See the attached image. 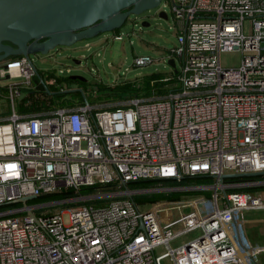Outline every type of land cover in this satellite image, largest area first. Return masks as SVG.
Listing matches in <instances>:
<instances>
[{"label": "built area", "instance_id": "1", "mask_svg": "<svg viewBox=\"0 0 264 264\" xmlns=\"http://www.w3.org/2000/svg\"><path fill=\"white\" fill-rule=\"evenodd\" d=\"M164 2L177 38L167 58L174 67L166 61L173 75L161 78L159 91L119 106L96 101V87L91 93L70 89L57 74L46 83L31 55L0 60V206L72 192L0 209V264H161L163 256L173 264H258L264 245L248 241L241 214L264 211V188L227 189L264 186V180L226 183L220 175L264 171V0ZM233 51L240 52V63L223 66L220 55ZM153 60L135 56L133 64ZM74 90L81 99L64 96L70 104L52 98L48 107L19 108L24 98L45 97V91ZM195 176L213 181L146 190L123 185ZM103 183L123 188L79 194ZM193 190L209 194L133 199L144 192ZM193 230L201 233L170 247ZM158 246L166 247L163 255H156Z\"/></svg>", "mask_w": 264, "mask_h": 264}, {"label": "rangeland", "instance_id": "2", "mask_svg": "<svg viewBox=\"0 0 264 264\" xmlns=\"http://www.w3.org/2000/svg\"><path fill=\"white\" fill-rule=\"evenodd\" d=\"M162 11L166 13V19L159 17ZM117 33L121 36L120 39L115 37L116 32L107 31L91 38L78 40L70 46H57L47 53L37 52L30 55L33 64L46 83L50 78L49 74H53V77L57 74L64 77V84L70 89L81 88L86 93H91L97 83L112 88L116 84L127 81L139 85L142 79L154 72L161 73L163 77L173 75L166 61L172 55L170 50L177 44V38L172 14L164 0L150 10L139 15H131ZM141 55H149L154 60L142 67L134 66L135 56ZM74 59L80 60V64H75ZM240 59L241 54L238 51L220 55V62L223 66H236L240 63ZM67 68H70L71 72H67ZM59 69L63 71L60 73ZM71 75L82 76L85 82L81 84L77 81H70L67 78ZM64 96L75 97L72 93H65ZM88 98L91 100L90 96ZM95 100L99 101V99ZM102 102L108 106L121 104V102L108 101L104 98ZM97 194L103 195V193ZM241 216L245 221L256 222L245 224V226L248 225V241L264 244V211L246 210ZM63 221L67 223L68 215H63ZM200 233V230L187 232L171 240L169 245L172 248L179 247L196 238ZM240 238L244 242L243 233H240ZM165 251V246H158L155 249L156 255H163ZM161 264L173 263L170 257L163 256ZM260 264H264V254L260 255Z\"/></svg>", "mask_w": 264, "mask_h": 264}, {"label": "water", "instance_id": "3", "mask_svg": "<svg viewBox=\"0 0 264 264\" xmlns=\"http://www.w3.org/2000/svg\"><path fill=\"white\" fill-rule=\"evenodd\" d=\"M160 0H0V60L19 55L47 53L57 46H70L78 40L119 29L130 15H139ZM159 17L166 19L165 12ZM145 25V23H142ZM174 67V59H168ZM80 64V60H75ZM71 80L85 82L79 75ZM264 171L224 173L226 178L254 177ZM126 187V183H123ZM35 196H24L12 203L27 205Z\"/></svg>", "mask_w": 264, "mask_h": 264}, {"label": "trees", "instance_id": "4", "mask_svg": "<svg viewBox=\"0 0 264 264\" xmlns=\"http://www.w3.org/2000/svg\"><path fill=\"white\" fill-rule=\"evenodd\" d=\"M116 32V35H118V29L114 30ZM20 56V55H19ZM10 57V58H16ZM161 73L154 72L152 74L147 75L144 79H142V82L139 85H136L132 81L122 82L119 84L114 85L112 88L109 86H102L103 84L95 83L96 88L98 91V99L100 101L104 99L108 101H114V102H121L124 99L143 95V94H151V91L157 90L159 91L161 86H163L164 82L161 81ZM37 79V77L35 76ZM66 79V78H65ZM69 79V78H67ZM152 79H156L155 82V88L150 86V81ZM61 80V79H60ZM70 81H77L79 83H84L83 81L79 80H71ZM102 91V92H101ZM75 95V97H79L81 99V94L79 90H74L71 92ZM103 94V95H102ZM45 97L40 98H30L29 100L27 98H24L20 104V110H23L22 108H28L30 110H37L38 108L42 107H48L51 106L54 101L52 98H56L58 104L65 105L70 104L72 101L63 99L64 93L62 92H56L53 93V95H50L48 92L45 91L44 93ZM52 96V97H51ZM51 98V100H50ZM27 100V101H25ZM25 101V102H24ZM29 102V103H28ZM24 103L28 106H24ZM119 106V105H117ZM264 180V175L254 176V177H239V178H226L224 182L226 183H241V182H249V181H259ZM213 181L211 177L208 176H195V177H183L180 180L176 179H163V178H145L140 179L137 181H129L126 184V187L129 190H146L151 188H157V187H179V186H190V185H202V184H209ZM117 188H123V186L118 185V183H103V184H95L92 186H86L82 187L79 190L80 195H89L96 193L97 191L101 192H111ZM264 188L263 185L259 186H240V187H230L227 189V192L232 191H252V190H258ZM206 193L209 194L208 191H201V190H193V191H154V192H144L140 194L133 195V199L136 202L141 201H153L158 199H165V198H175L178 197L181 194H199V193ZM72 196V192L67 191L64 193H56L52 195H46V196H38L32 200L28 201V204H33L37 202H45L50 201L54 199H63L66 196ZM103 201V199L101 200ZM21 203H9L0 206V209H6L10 207H17L20 206Z\"/></svg>", "mask_w": 264, "mask_h": 264}, {"label": "crops", "instance_id": "5", "mask_svg": "<svg viewBox=\"0 0 264 264\" xmlns=\"http://www.w3.org/2000/svg\"><path fill=\"white\" fill-rule=\"evenodd\" d=\"M248 223H256V222H254L253 220H248ZM247 224V223H246ZM247 227H248V225H246V231H247ZM254 244H259V245H264V244H261V243H256V242H253ZM262 254H264V253H261L260 255H262ZM260 255H259V261H258V264H260Z\"/></svg>", "mask_w": 264, "mask_h": 264}, {"label": "flooded vegetation", "instance_id": "6", "mask_svg": "<svg viewBox=\"0 0 264 264\" xmlns=\"http://www.w3.org/2000/svg\"><path fill=\"white\" fill-rule=\"evenodd\" d=\"M130 17H131V15L127 17V19L125 20V22H126ZM135 17H136V16H135ZM125 22H124V23H125Z\"/></svg>", "mask_w": 264, "mask_h": 264}]
</instances>
